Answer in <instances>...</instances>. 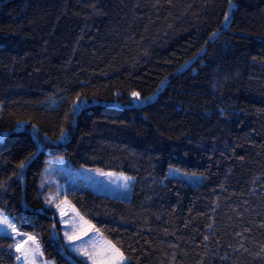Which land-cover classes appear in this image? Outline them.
Listing matches in <instances>:
<instances>
[{"label":"trees","instance_id":"trees-1","mask_svg":"<svg viewBox=\"0 0 264 264\" xmlns=\"http://www.w3.org/2000/svg\"><path fill=\"white\" fill-rule=\"evenodd\" d=\"M52 156L134 176L130 199L68 193L128 264H264V0H0V207L88 264L46 202Z\"/></svg>","mask_w":264,"mask_h":264},{"label":"rangeland","instance_id":"rangeland-1","mask_svg":"<svg viewBox=\"0 0 264 264\" xmlns=\"http://www.w3.org/2000/svg\"><path fill=\"white\" fill-rule=\"evenodd\" d=\"M145 101L146 98L134 96L132 98L133 104ZM115 103L119 104L118 101ZM168 176L185 178L192 184L200 183L203 178L202 174L186 172L176 166L169 167ZM125 177L130 179L126 180ZM134 182V176L124 171L75 165L65 156L50 157V164L44 169L42 188L45 189L44 195L48 206L54 207L60 221L59 234L63 238L65 251H70L75 261H78L76 258L78 257L88 264H93L91 259L83 255V251H88L94 254L99 264L100 256L117 255L112 246L119 248L78 210L68 196L71 188H91L110 196L130 199ZM8 218L15 225V230L0 225V233L10 234L15 239L19 264H55L44 257L42 247L33 234L19 230L12 217L8 216ZM65 233L68 235L66 236ZM69 236L72 237L71 241ZM119 252L124 257L119 264H128L129 259L120 249Z\"/></svg>","mask_w":264,"mask_h":264},{"label":"snow or ice","instance_id":"snow-or-ice-1","mask_svg":"<svg viewBox=\"0 0 264 264\" xmlns=\"http://www.w3.org/2000/svg\"><path fill=\"white\" fill-rule=\"evenodd\" d=\"M230 4H231V0H230ZM228 19H229V17L226 14L225 15V21H227ZM132 95L134 97H137V98L139 97V93H136V92H133ZM76 106H78V105H76ZM64 135L65 134L62 132L61 137H63ZM21 167H23V165H21ZM125 179L128 180L130 178L125 177ZM0 225H5L8 228L15 230V225L9 220L8 216L2 212H0ZM65 235L67 236L68 234L65 233ZM68 238L70 241L72 240L71 236H69ZM112 249L117 255H115V256H113V255L100 256L99 264H119V262L124 259L123 254L119 252V249H116L115 246H112ZM83 255L87 256L89 259H91L93 261V264H97V260L94 258L93 253H89L88 251H83ZM97 255H99V254H97ZM17 259H19V257H17Z\"/></svg>","mask_w":264,"mask_h":264},{"label":"built area","instance_id":"built-area-1","mask_svg":"<svg viewBox=\"0 0 264 264\" xmlns=\"http://www.w3.org/2000/svg\"><path fill=\"white\" fill-rule=\"evenodd\" d=\"M0 210H2V208H0ZM2 211H3V210H2ZM2 211H1V212H2Z\"/></svg>","mask_w":264,"mask_h":264}]
</instances>
